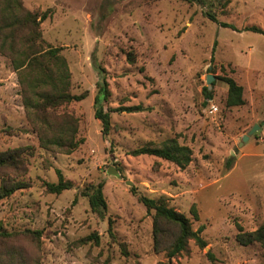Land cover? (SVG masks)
<instances>
[{"label": "rangeland", "instance_id": "374dc122", "mask_svg": "<svg viewBox=\"0 0 264 264\" xmlns=\"http://www.w3.org/2000/svg\"><path fill=\"white\" fill-rule=\"evenodd\" d=\"M21 2L31 12L51 9L39 25L42 38L61 47L69 92L87 95L48 110L45 118L54 130L70 115L78 146L70 153L42 146L17 74L0 51V152L22 149V178L29 185L0 199V231L12 233L0 236V264H264V245H242L235 238L238 227L249 232L264 223V0ZM250 26L263 33L244 30ZM8 31H0V41ZM26 34L15 31L14 48H24L19 42ZM102 75L110 91L106 135L93 104ZM207 75L213 76L210 88ZM223 77L242 86V105H226ZM209 104L217 107L214 113H208ZM255 124L259 127L243 141ZM172 137L192 151L184 168L132 154ZM56 169L72 182L59 194L44 186L57 181ZM99 182L107 205L102 216L80 195ZM138 193L165 197L194 230L203 225L206 245L190 240L170 259L155 251L153 211H146ZM32 231H41L40 237ZM176 233L169 227L166 242ZM88 235L97 242L84 241Z\"/></svg>", "mask_w": 264, "mask_h": 264}, {"label": "trees", "instance_id": "16d2710c", "mask_svg": "<svg viewBox=\"0 0 264 264\" xmlns=\"http://www.w3.org/2000/svg\"><path fill=\"white\" fill-rule=\"evenodd\" d=\"M51 9L36 13L26 10L21 0H0V31L8 29L9 36L3 33L0 41V51L4 52L15 70L18 82L21 86V96L28 118L36 126L39 143L44 147L52 146L61 152L70 153L80 143L75 139V129L70 130V115H65L64 120L59 123L56 129L52 130L48 121L45 120L48 110H54L70 102L84 99L87 92L71 94L70 72L65 58L60 54L61 47H55L47 43L41 35L39 25L46 18L51 16ZM205 16L213 22H218L215 14L210 11L205 12ZM224 27H231L227 23H220ZM234 28V27H233ZM17 29L27 31V34L20 40L24 46L22 49L14 48L16 42L13 40ZM244 30L263 33V30L256 26L245 27ZM7 33V34H8ZM127 60L134 62L133 53L127 54ZM99 72L103 70L97 67ZM227 84L226 105L238 106L244 103L242 97L243 88L231 77H223ZM204 96L211 98V91L204 87ZM110 91L108 84L102 75L97 83L96 93L93 98L94 117L101 123L102 134L106 135L110 127V114L104 108ZM115 110H120L115 109ZM39 121L43 123L38 125ZM133 155H152L175 163L178 167L184 168L191 161L192 151L172 137L163 141L160 145H144L132 151ZM25 160L23 151L20 148L0 152V199L10 196L16 190L27 188L29 185L22 175L25 173ZM7 171L15 174L11 177ZM57 181L55 183L45 182V190L49 193L59 194L63 190L72 187V182L65 179L59 169H56ZM81 196L87 197L89 207L92 212L102 216L106 211V201L103 195V183L91 185L80 192ZM138 200L145 206L149 213L153 211L152 237L153 249L164 251L168 259L186 250L190 240L199 247H204L205 240L201 236L204 229L200 225L196 230L192 229L189 219L182 213L177 212L168 205L165 197L150 198L140 193ZM77 201L75 196L71 202L74 205ZM194 219H198L196 209H191ZM169 227L177 228L174 239L167 243L166 236ZM36 238L40 237L41 231H32ZM12 233L1 232L0 236H10ZM238 243L248 245L258 242L264 245V223L257 229L245 232L238 227L235 235ZM93 239L97 242L96 235H88L83 240ZM160 264H171L162 262Z\"/></svg>", "mask_w": 264, "mask_h": 264}, {"label": "water", "instance_id": "95a60500", "mask_svg": "<svg viewBox=\"0 0 264 264\" xmlns=\"http://www.w3.org/2000/svg\"><path fill=\"white\" fill-rule=\"evenodd\" d=\"M213 76L212 75H207L206 77V82L208 83V88H210V82L212 81ZM259 126L257 124L253 125V127H251V129L249 130V132L246 135H243L242 140H246L248 138V135L252 134ZM108 173L116 175L117 177H119L118 172L113 169V168H109L108 169ZM128 184H130V182H128Z\"/></svg>", "mask_w": 264, "mask_h": 264}, {"label": "built area", "instance_id": "2783aa9c", "mask_svg": "<svg viewBox=\"0 0 264 264\" xmlns=\"http://www.w3.org/2000/svg\"><path fill=\"white\" fill-rule=\"evenodd\" d=\"M216 110H217V107L215 105L209 104L208 109H207L208 113H214Z\"/></svg>", "mask_w": 264, "mask_h": 264}]
</instances>
